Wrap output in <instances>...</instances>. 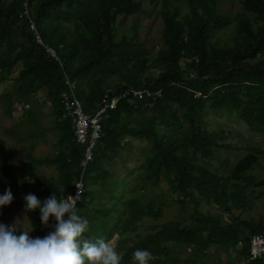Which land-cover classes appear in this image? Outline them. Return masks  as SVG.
Instances as JSON below:
<instances>
[{
  "label": "trees",
  "instance_id": "1",
  "mask_svg": "<svg viewBox=\"0 0 264 264\" xmlns=\"http://www.w3.org/2000/svg\"><path fill=\"white\" fill-rule=\"evenodd\" d=\"M29 1L41 34L58 50L59 59L29 36L26 20L18 16L24 0H0V79L20 63L15 87L3 94L5 113L29 99L36 112L34 93L45 87L58 130L54 157L29 155L31 161L17 167L27 190L41 199L52 192L58 197L73 194L80 176L83 147L75 141L70 121L61 119L66 80L87 114L105 96L118 97L130 87L161 90L163 97L156 101L121 99L105 116L104 136L84 175L85 193L77 205L89 220L87 235H103L109 243L117 237L120 264H134L135 248L153 254L149 264L180 259L204 264L211 248L219 263L222 254L239 253L241 264H264L249 261L252 235L264 234V225L239 218L225 223L223 215L202 210L206 204L232 215L233 209L251 207L263 192L264 178L257 172L264 169V146L248 144L238 162L215 167L212 162L232 145L225 143L224 132L209 130L206 121L208 110L236 116L264 136V0H242L236 10L223 9L224 0ZM146 17L160 27L162 46L155 53L145 34H139L140 20ZM31 108L25 110V123L36 121ZM130 139L146 141L149 150L139 171L122 179L108 166L132 151ZM43 164H55L61 177L43 176L33 167ZM12 171L2 156L0 175L12 179ZM162 182L166 190L157 185ZM169 193L180 195L178 202L191 208L190 225L168 221L132 241L144 218L159 220ZM30 212L34 235H44L48 229L41 226L38 209Z\"/></svg>",
  "mask_w": 264,
  "mask_h": 264
},
{
  "label": "rangeland",
  "instance_id": "2",
  "mask_svg": "<svg viewBox=\"0 0 264 264\" xmlns=\"http://www.w3.org/2000/svg\"><path fill=\"white\" fill-rule=\"evenodd\" d=\"M223 9L236 10L242 6V0H224L221 4ZM148 8V4L144 5V9ZM145 21L140 20L141 27L139 34H145L144 38L147 40V46L155 53L161 46L162 41L160 38V27L157 22H153L152 18L146 17ZM149 25V26H147ZM131 27L130 21L126 23V28ZM31 36V34L29 35ZM35 40V39H32ZM48 42V41H47ZM50 44V42H48ZM18 63L11 71V74L5 79H0V160H2L3 154L5 159L12 165V172L14 178L6 179L0 175V193H3L6 187H10L14 199L7 206H0V221L5 224L13 222L14 218H18L21 228L30 227V223L33 225L32 231L29 233L31 236H35L34 228L36 223L33 219L32 213L23 208L24 200L23 194L29 193V190L25 187L23 179L18 176L19 170L17 167L23 163L31 161L30 156L36 159L45 157H54L57 154V137L58 130L55 128L54 114L52 106L46 102L45 87H39L34 93V97L39 99V105L35 107L31 106V100L23 101L21 104H15L13 108V114L7 115L5 113V100L3 94L13 90L15 87L14 77L18 75V69L20 67ZM41 101V102H40ZM28 103L31 110L29 112H35V123L31 126L22 125L26 115H23V109L27 108ZM15 107L17 109H15ZM24 117V118H23ZM206 125L209 130H215L218 132H224L227 136L225 143L232 145L231 151H222L219 153L220 160L212 162L215 167H219L221 163L229 161L230 163H236L247 154L246 147L248 144L264 146V136L251 132L247 125L239 120L236 116H227L223 113L207 111ZM26 132V133H25ZM31 134V135H30ZM36 134V136H34ZM18 135L22 136L17 137ZM25 136L32 142L25 138ZM34 136V138H33ZM130 143L133 145L131 152L125 153L122 159H117L109 167L119 178L130 179L133 173L139 171V165L142 161L144 153L149 150L148 143L130 139ZM34 168H38L42 172L43 176L55 177L56 179L61 177V170L57 168L55 164H43L35 165ZM257 176L264 178V169L258 170ZM28 179V178H26ZM159 187L166 190V183L157 184ZM158 191H161L156 186ZM260 198L256 199L253 205L245 210L233 209L232 215L225 214L217 207H210L206 204L202 205L204 212H210L213 214L223 215L225 223L235 222L242 219L252 224L264 225V187ZM167 203L164 205L162 215L159 220L154 221L150 218H144L142 220L143 227L136 234L131 235V240L136 241L139 237H143L152 232L154 226L164 224L168 221L179 220L185 225H190L192 219L191 208L185 204H180V195L169 193L167 194ZM223 213V214H222ZM254 235V234H253ZM252 235V236H253ZM117 237H115L110 243L116 246ZM181 256L186 258L188 251H181ZM217 253L214 248L208 251L207 259L204 264H241V254H222V263H219ZM235 257V260L232 259ZM184 259H180L176 264H183Z\"/></svg>",
  "mask_w": 264,
  "mask_h": 264
},
{
  "label": "clouds",
  "instance_id": "3",
  "mask_svg": "<svg viewBox=\"0 0 264 264\" xmlns=\"http://www.w3.org/2000/svg\"><path fill=\"white\" fill-rule=\"evenodd\" d=\"M74 194L59 196L52 192L41 199L35 193L23 194V208L38 209L44 235L31 236L33 229L21 228L18 218L5 224L0 221V264H120L122 253L103 235H87L89 220L77 209L83 188L75 183ZM14 199L10 187L0 193V206H7ZM154 259L146 248L132 252L134 264H149Z\"/></svg>",
  "mask_w": 264,
  "mask_h": 264
},
{
  "label": "built area",
  "instance_id": "4",
  "mask_svg": "<svg viewBox=\"0 0 264 264\" xmlns=\"http://www.w3.org/2000/svg\"><path fill=\"white\" fill-rule=\"evenodd\" d=\"M20 18L25 19L29 30L31 31L32 39L43 46L46 51L53 57L59 59L58 50L49 44L45 37L41 34L31 12L30 1L24 0L22 10L19 13ZM66 90L60 94L61 103V119L69 120L74 131L75 141L83 147L82 160L80 163L79 178L75 183H80L83 191L81 192V199L85 193L84 175L88 167L94 161L95 152L101 145L104 136L102 124L106 115L117 108L118 102L128 100L133 103L144 99L159 100L162 99L163 93L161 90H154L150 87L133 88L130 87L121 92L118 97L105 96V99L92 113H85L79 99L76 97L72 88H70L69 81H65ZM76 191L74 187L73 194ZM81 200L77 201V205ZM249 261L264 262V234L255 233L251 238V251Z\"/></svg>",
  "mask_w": 264,
  "mask_h": 264
},
{
  "label": "crops",
  "instance_id": "5",
  "mask_svg": "<svg viewBox=\"0 0 264 264\" xmlns=\"http://www.w3.org/2000/svg\"><path fill=\"white\" fill-rule=\"evenodd\" d=\"M21 10H22V8H21ZM21 10H20V11H21ZM20 11H19V13H20ZM19 13H18V16H19ZM19 18H20V16H19ZM20 19H22V18H20ZM27 27H28V29H29V26H27ZM40 102H41V101H40ZM21 103H22V102H21ZM21 103H20V104H21ZM26 107L29 108L28 103H26ZM15 109H17V108L15 107ZM22 109H23V115H25V110H26V108L22 107ZM11 114H13V109H12ZM11 114H10V115H11ZM35 116H36V115H35ZM23 118H24V117H23ZM34 118H35V117H34ZM34 123H35V122H32V123H29V122H28V123H25V119H24L22 125H25V126H31V125H34ZM35 136H36V134H35ZM17 137H21V139H22V136H20V135H18ZM25 138L28 139L26 136H25ZM33 138H34V136H33ZM28 140H29V139H28ZM28 142H32V141L29 140ZM3 155L5 156V154H3ZM5 158H6V157H5Z\"/></svg>",
  "mask_w": 264,
  "mask_h": 264
}]
</instances>
